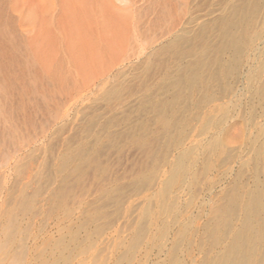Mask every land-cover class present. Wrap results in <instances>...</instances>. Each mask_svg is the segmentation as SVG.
<instances>
[{
    "label": "rangeland",
    "instance_id": "374dc122",
    "mask_svg": "<svg viewBox=\"0 0 264 264\" xmlns=\"http://www.w3.org/2000/svg\"><path fill=\"white\" fill-rule=\"evenodd\" d=\"M235 1L0 0V264H49L61 253L60 264H214L243 227L241 205L229 215L233 200L241 204L259 194L264 217V93H253L264 89V5L236 70L220 85L210 83L213 98L195 92L182 99L173 139L145 98L175 62L165 50L203 31L212 42L216 19ZM73 18L115 20L108 33L120 37L113 40L118 48L109 49L114 55L108 50L103 61L74 63L68 45L81 26ZM118 82L121 95L109 97ZM140 123L145 130L135 128ZM80 146H86L82 161L96 160L98 167L86 169L80 160L62 166L63 155ZM182 153L186 171L168 184ZM23 195L31 198L26 207ZM228 218L229 230L219 222Z\"/></svg>",
    "mask_w": 264,
    "mask_h": 264
},
{
    "label": "bare ground",
    "instance_id": "6f19581e",
    "mask_svg": "<svg viewBox=\"0 0 264 264\" xmlns=\"http://www.w3.org/2000/svg\"><path fill=\"white\" fill-rule=\"evenodd\" d=\"M89 0H87V3H88ZM220 1V0H219ZM230 1V0H229ZM83 3H86L83 2ZM89 4V3H88ZM264 5V0H237L235 2H233L231 5L228 6V8L226 9L225 13L222 14L218 19H216V23H215V26H214V29H215V33H216V36L213 37V41L214 43H212L211 41H208L210 36H208V38H206V36L208 35V33H204L205 31H203V33L201 32L200 35L197 34V38H193L194 37V34L192 37L190 38H185L183 43L179 44V43H175L176 41L174 40V43L175 44H172L173 46L170 47V49L168 50H165V51H168L169 54L171 56H173L175 60L173 66L171 67H168L167 66V69L164 70L165 72L163 73L162 75V78H161V81L160 83L157 85V87H155L153 89V91L148 94V96H146V103L148 105H150V109L153 110V112L157 113L158 114V119H159V123H160V126L162 127L163 131H164V135L165 137H169L170 139H173L174 138V134H175V130L178 128L179 126V123H181V121H178L177 118L175 117L177 112H178V109L181 107L180 105L183 104V101L182 99L185 101H189L193 95H195L197 92L198 93H201L202 94V97L203 99L209 97L211 95V88H210V83H212L213 81L214 82H217L219 83L220 85V82L222 81L223 78H225L226 76H228V74L231 73V71L235 69V67L237 66L238 64V59L239 57H241V54L244 52V50L246 48H248L250 46V43H252V36L250 34L251 30H253V26L256 24V21L257 19L259 18V15H260V12H261V9H262V6ZM226 7V6H225ZM105 12V11H104ZM224 12V11H223ZM77 13V9H76V12ZM99 14V13H98ZM103 14V13H102ZM106 14V13H105ZM81 16V14H79ZM107 15V14H106ZM102 16V15H101ZM263 16V15H262ZM75 17V16H74ZM77 17H78V14H77ZM80 18V17H78ZM77 18V20H78ZM74 21H75V18H73ZM75 21L76 24L75 25H79L81 26V30L79 31V33H77L76 38H74L73 36H71L70 38H74L72 39L71 41V44L68 45L69 48V53L70 55L72 56H75L77 57L76 59H73L75 57H73V62L74 60L76 61L77 59L79 60L80 59V63L82 62V64L84 65H89V64H93L95 59H98L100 58L101 60V56H103V59L105 60L107 57L104 56L106 54V52L116 46L115 43H114V39H117L116 36L118 34L117 30V35L116 33H113L112 35L115 36L114 38H111L109 37L112 36L111 34H108V33H111L112 29L115 28L117 26V23L115 20H112V19H82V20H78V21ZM215 21V20H214ZM120 24V23H119ZM190 25V24H189ZM207 27V26H206ZM108 28V29H107ZM205 28V27H204ZM202 28V29H204ZM95 29V30H94ZM117 29V28H116ZM209 29V27H208ZM212 29V28H211ZM206 30V29H205ZM260 30V29H259ZM92 31H95L93 33H95V36H93V33ZM99 31V32H98ZM200 31V30H199ZM198 31V32H199ZM214 30L212 29V31L210 33H212ZM74 32V31H73ZM114 32V30H113ZM207 32V31H206ZM100 33V34H99ZM120 33V32H119ZM200 33V32H199ZM214 33V34H215ZM253 33V31H252ZM256 33V32H255ZM255 33H253V35H255ZM259 32L256 33V35L258 34ZM186 34V33H185ZM188 35V34H187ZM186 35V36H187ZM190 35V34H189ZM260 35V34H259ZM179 36V35H178ZM195 36H196V33H195ZM213 36V34L211 35ZM120 38V37H119ZM118 38V39H119ZM217 38V40H216ZM176 39L179 40V37ZM71 40V39H69ZM177 40V41H178ZM119 43H121V41H118ZM181 42V41H179ZM262 42V41H261ZM117 43V42H116ZM172 43V42H171ZM169 42V44H171ZM5 44V43H4ZM122 44V43H121ZM121 44H118V46L121 47ZM168 44V45H169ZM259 45V44H258ZM6 46V45H5ZM8 46V45H7ZM264 46V45H263ZM117 47V46H116ZM166 47V46H165ZM254 47V46H253ZM118 48V47H117ZM116 48V49H117ZM169 48V46L167 47ZM5 49V48H4ZM3 49V50H4ZM9 49V48H8ZM120 49V48H119ZM116 50L117 52L119 51ZM166 49V48H164ZM113 50V49H112ZM248 50V49H247ZM111 51V50H109ZM161 51V50H160ZM112 52V56L114 55V50L111 51ZM116 52V53H117ZM109 53V52H108ZM107 53V55H108ZM161 53V52H160ZM165 53V52H164ZM225 53H228L231 55V60L230 61H225L222 59V57H224L225 55L222 56V54H225ZM261 53V52H259ZM8 54V52H7ZM43 54V52H42ZM246 54V53H245ZM254 54V53H253ZM50 55V54H48ZM111 55V53L109 54ZM169 55V57H170ZM229 55V56H230ZM264 55V54H262ZM167 56V55H166ZM15 57V56H14ZM97 57V58H96ZM106 57V58H104ZM109 57V56H108ZM151 57V56H150ZM163 57V56H162ZM227 56H225L224 58H226ZM264 57V56H263ZM111 58V57H110ZM103 59L101 61H103ZM168 61V57L166 58ZM14 60V59H13ZM158 60V59H157ZM160 60V59H159ZM172 60V59H171ZM99 62V60H96ZM100 61V62H101ZM154 62L156 60H153ZM162 60H160V65H161V62ZM240 61V60H239ZM144 62V61H143ZM153 62V63H154ZM164 62V61H163ZM169 62V61H168ZM172 62V61H171ZM261 62V61H260ZM19 63V62H18ZM75 63V62H74ZM78 63V61H77ZM79 63V64H80ZM87 63V64H86ZM152 63V62H150ZM152 63V64H153ZM157 63V64H158ZM167 63V62H166ZM254 63V62H253ZM258 63V62H257ZM3 64V63H2ZM1 64V65H2ZM54 64V63H53ZM57 64V63H56ZM80 64L79 66H83ZM98 64V63H97ZM155 64V63H154ZM165 64V63H164ZM148 65V64H147ZM166 65V64H165ZM150 66V64H149ZM157 65H153V66H150V67H155L156 68ZM20 67V66H19ZM159 67V66H158ZM157 67V69H158ZM2 68V66L0 67ZM148 68L149 70V67H146ZM22 69V68H21ZM152 69V68H150ZM163 69V67H162ZM161 69V70H162ZM238 69V68H237ZM258 69V68H257ZM1 70V69H0ZM147 70V72H148ZM153 70V69H152ZM160 70V71H161ZM236 70V69H235ZM239 70V69H238ZM237 70V72H238ZM260 70H264V59H263V63L260 65ZM155 71V70H154ZM163 71V70H162ZM237 72H233L234 74ZM260 72V71H259ZM11 73V72H10ZM52 74H54L52 72ZM57 74V72H56ZM55 74V75H56ZM60 74V73H59ZM122 74V73H121ZM127 74V73H126ZM157 74H158V70H157ZM160 74V73H159ZM13 75V74H12ZM55 75H51L52 78L55 76ZM134 75V74H133ZM161 75V74H160ZM159 75V76H160ZM58 76V75H57ZM116 76V75H115ZM118 76V75H117ZM116 76V77H117ZM138 77L140 75H137ZM156 76V75H155ZM252 76V75H251ZM260 76V75H259ZM120 77V76H118ZM137 77V79H138ZM148 77V76H147ZM13 77H10L8 78V83L9 85H12V79ZM16 78V77H15ZM14 78V79H15ZM21 78V77H20ZM125 78V77H124ZM123 78V80H124ZM136 78V77H135ZM141 78V76H140ZM144 79L146 77H143ZM227 78V77H226ZM116 79V78H114ZM149 79V78H148ZM147 79V81H149ZM252 79V77H251ZM122 80V79H121ZM122 80V81H123ZM146 80V79H145ZM144 82L143 83H148V82ZM3 81V80H2ZM14 81V80H13ZM21 81V80H20ZM19 81V82H20ZM27 81V80H26ZM117 81H120V78L119 80H116ZM128 80H126L127 82ZM248 81V80H247ZM5 82V81H4ZM7 82V81H6ZM114 82V80H113ZM131 82V80H130ZM261 82V80H260ZM216 83V84H217ZM222 83V82H221ZM15 84V83H14ZM20 84V83H19ZM41 84V83H40ZM123 84H126V83H123ZM130 83L128 82L127 85H129ZM214 84V83H213ZM227 84V83H226ZM249 84V83H248ZM7 85V83H6ZM21 85V84H20ZM132 85V84H131ZM129 85V86H131ZM212 85V84H211ZM225 85V83H224ZM246 85V84H245ZM215 86V85H214ZM264 86V85H263ZM261 86V87H263ZM6 87V86H5ZM9 87V86H7ZM12 87V86H11ZM18 87V86H16ZM114 87V85H113ZM123 87L124 85H121L119 84L118 82V85H115V87L113 89L110 90L109 94L111 96L109 97H112L116 94L118 95H121L119 93H121L120 90H123ZM138 87V86H137ZM221 90V87L218 86ZM229 87V86H228ZM245 87V86H244ZM247 87V86H246ZM10 88V87H9ZM127 88V87H126ZM130 88V87H129ZM133 89V88H132ZM143 89V88H142ZM217 89V91H218ZM262 89V88H261ZM261 89H253V93L255 94H259V93H264V89L261 90ZM126 89H124L125 91ZM214 90V89H213ZM216 90V89H215ZM257 90H260L257 92ZM144 91L148 92L149 91V85H145L144 86ZM223 91V90H222ZM220 91V92H222ZM251 91V90H250ZM123 92V91H122ZM136 92V91H135ZM140 92H142L140 90ZM196 92V93H195ZM105 93V92H104ZM195 93V94H194ZM224 93V92H222ZM212 94H214V92H212ZM216 94V93H215ZM103 95H106V94H103ZM146 95V94H145ZM144 95V96H145ZM155 95L158 97V101L155 102ZM108 96V94H107ZM117 96V95H116ZM143 96V97H144ZM201 96V95H200ZM213 95H211L210 98H213L212 97ZM254 96V95H253ZM263 96V94H262ZM105 97V96H104ZM108 97V98H109ZM118 97V96H117ZM196 97V96H195ZM202 97L200 98L199 97V101L200 99L202 100ZM215 97V96H214ZM103 98V97H102ZM107 98V97H105ZM108 98H107V101H108ZM121 98V97H120ZM198 98V97H197ZM109 99H112V98H109ZM144 99V98H143ZM21 100V99H19ZM102 100V99H101ZM117 100V99H116ZM157 100V98H156ZM208 100V99H207ZM206 100V101H207ZM23 101V100H22ZM195 101V100H194ZM197 101V100H196ZM204 101V100H203ZM202 101V102H203ZM182 102V103H181ZM192 102V101H191ZM205 102V101H204ZM222 102V101H221ZM47 103V102H46ZM109 103V102H108ZM181 103V104H180ZM194 103V102H193ZM197 103V102H196ZM212 103V102H211ZM142 104V103H141ZM198 104V103H197ZM201 105V103H199ZM203 104V103H202ZM189 105V103H188ZM133 106V105H132ZM194 106V105H193ZM196 106V105H195ZM198 106V105H197ZM185 107H188L187 105ZM185 107L184 110H185ZM213 107V106H212ZM94 108V107H93ZM144 108V107H143ZM195 108V107H194ZM115 109V108H114ZM187 109V108H186ZM217 109V108H216ZM133 110V109H132ZM192 110V109H191ZM196 110V109H195ZM194 110V111H195ZM112 111V110H111ZM110 111V112H111ZM127 111V110H126ZM125 111V112H126ZM182 111V109H181ZM180 111V113H181ZM216 111V110H215ZM150 112V111H149ZM184 112V111H182ZM190 112V110H189ZM189 112H187L189 114ZM19 113V111H18ZM130 113V111H129ZM151 113V112H150ZM210 113V112H209ZM221 113V112H220ZM223 113V112H222ZM128 114V113H127ZM127 114H126V117H127ZM184 114V113H183ZM129 115V114H128ZM182 115V114H180ZM186 115V114H185ZM26 116V115H25ZM105 116V115H104ZM131 116V115H130ZM129 116V117H130ZM195 116V115H194ZM218 116V115H217ZM225 116V115H224ZM101 117V116H100ZM125 117V116H124ZM125 117V119H126ZM152 117V116H151ZM184 117V116H183ZM214 117V116H213ZM29 118V117H28ZM155 118V117H154ZM200 118V117H199ZM210 118V117H209ZM26 118H24V121H25ZM123 119V118H122ZM152 119V118H151ZM215 119V118H214ZM219 119V118H218ZM95 120V119H94ZM93 121V120H92ZM91 123H95L96 121H93ZM98 121V120H97ZM112 121V120H111ZM110 121V122H111ZM124 121V120H123ZM26 122V121H25ZM28 122V121H27ZM108 122V120H107ZM132 123V122H131ZM205 123V122H204ZM210 123V122H209ZM217 123V122H216ZM91 125V124H89ZM95 125V124H94ZM110 125V124H109ZM183 125V124H182ZM106 126V125H105ZM185 126V125H184ZM183 126V127H184ZM22 127V126H21ZM89 127V126H88ZM90 128V127H89ZM87 128V129H89ZM93 128V126H92ZM136 129H146V125L144 123H140L139 125H137L135 127ZM160 128V127H159ZM112 129V128H111ZM126 129V128H125ZM161 129V128H160ZM211 129V128H210ZM213 129V128H212ZM154 130V129H153ZM152 130V131H153ZM89 131V130H87ZM131 131V130H130ZM156 131V130H155ZM110 132V131H109ZM132 132V131H131ZM138 132V131H137ZM162 133V132H161ZM181 133V132H180ZM155 134V133H154ZM101 135V134H100ZM114 134H112L113 136ZM118 135H120L118 133ZM117 135V136H118ZM134 135V134H133ZM137 135V134H136ZM134 135V136H136ZM140 136V135H138ZM130 137V136H129ZM161 137V136H160ZM112 138V137H110ZM115 138V137H114ZM122 138V136H121ZM149 138V137H148ZM158 138H159V135H158ZM96 139V138H95ZM118 139V138H117ZM127 139V138H125ZM130 139V138H129ZM79 140V139H78ZM83 140V139H82ZM111 140V139H109ZM115 140V139H114ZM138 140V139H137ZM141 140V139H140ZM156 140V139H155ZM96 141V140H95ZM94 141V142H95ZM99 141V139H98ZM96 141V142H98ZM142 141V140H141ZM170 141V140H169ZM174 141V140H173ZM181 141V139H180ZM112 141H110V144H114V143H111ZM172 142V141H171ZM117 143V142H116ZM119 143V141H118ZM146 144L149 145V142H145ZM161 143V142H159ZM90 144V143H89ZM92 144V143H91ZM95 144V143H94ZM173 144V142L171 143ZM178 144V142H177ZM73 145H76L75 142L73 143ZM87 145V144H86ZM98 145V144H97ZM225 145V144H224ZM91 146V145H90ZM115 146V145H113ZM141 146V145H140ZM160 146V145H159ZM86 146L82 147H77L75 150L73 151H67L63 157H62V166L66 167L67 166H70L73 161H79L80 162L84 159V154L86 153L84 148ZM94 147V145H93ZM146 147V146H145ZM150 147V146H149ZM157 147V146H156ZM207 147V146H206ZM89 148H92V147H89ZM93 149V148H92ZM152 149V148H151ZM91 150V149H89ZM88 148H87V151H89ZM98 150H100L98 148ZM98 150H97V154H98ZM147 150V149H146ZM145 150V151H146ZM217 150V149H216ZM144 151V150H143ZM157 151V150H156ZM176 151V150H175ZM101 152V151H100ZM148 152V151H146ZM189 152V151H188ZM149 157L151 160H153L154 158H156V154L157 152H153V151H149ZM95 154V153H94ZM190 154V153H189ZM205 154V153H204ZM212 154V153H211ZM99 155V154H98ZM147 155V154H146ZM160 155V154H159ZM230 155V154H229ZM158 156V155H157ZM161 156V155H160ZM185 154L182 153L177 161L175 162L174 164V167L170 173V176H169V179H168V184H172L174 183L175 181H177V179L180 177V176H183L182 174L184 173V171H186V163L184 161V158H185ZM210 156V155H209ZM205 157V156H204ZM189 158V157H188ZM98 159V158H97ZM159 159V156L158 158ZM100 160V159H99ZM98 160V161H99ZM197 161V160H196ZM85 161H82V166H86L85 168L87 169L88 165H91L93 163V166L92 167H98L97 165L99 163H97L96 160H92L91 162H87V163H84ZM256 163V162H255ZM87 164V165H86ZM101 164V163H100ZM166 164V163H165ZM103 165V163H102ZM148 165V164H147ZM186 165V166H185ZM244 166V165H243ZM100 167H102L100 165ZM104 167V166H103ZM79 168V167H78ZM83 167V169H85ZM91 168V167H90ZM207 168V167H206ZM73 169V168H71ZM105 169V168H104ZM91 170V169H90ZM66 171V170H65ZM77 171H81L77 169ZM76 171V173H77ZM82 172V171H81ZM87 173H92L91 171L88 172L85 171ZM74 173V172H73ZM99 174V172H98ZM98 174L96 173V175L98 176ZM81 175V174H79ZM85 175V174H84ZM83 175V176H84ZM93 176V174H91ZM91 175H89L90 177H92ZM95 175V173H94ZM141 175V174H140ZM139 175V176H140ZM78 176V175H77ZM81 175V178L83 177ZM96 176V177H97ZM138 176V177H139ZM143 176V174L141 175ZM69 177V176H67ZM137 177V178H138ZM144 177V176H143ZM79 178L78 180H76L77 183H79V181H81ZM87 178V177H85ZM140 178V177H139ZM83 179V178H82ZM90 179V178H89ZM143 179V178H142ZM166 179V178H165ZM91 180V179H90ZM102 180V179H101ZM196 180V179H195ZM92 181V180H91ZM96 181V180H95ZM94 181V183H95ZM104 181V180H103ZM165 181V180H164ZM99 182V181H97ZM140 182V181H139ZM148 182V181H147ZM150 182V181H149ZM75 183V181H74ZM73 183V184H74ZM101 182H99L100 184ZM71 184V185H73ZM35 185V184H34ZM71 185L67 186L68 188L67 189H71ZM174 185V184H173ZM179 185V184H178ZM103 186V185H102ZM175 186V185H174ZM64 187V186H63ZM65 187H66V184H65ZM70 187V188H69ZM73 189V188H72ZM165 189V188H164ZM173 189V188H172ZM261 190V189H260ZM259 190V191H260ZM171 191V190H169ZM69 192V191H68ZM106 192V191H105ZM164 192V191H163ZM109 193V192H108ZM107 193V194H108ZM170 193V192H169ZM254 193H256V191H254ZM258 193V192H257ZM55 194V192H54ZM110 194V193H109ZM261 194V192H260ZM52 195V193H51ZM162 195V194H161ZM166 195V194H165ZM259 195V194H258ZM257 194H250L248 196V199L244 202V203H239V202H236L233 200V202H231L227 209H229V215L232 213V211H236L239 207V205L242 206L243 208V212H244V215H243V227L242 229H240L238 231V233L236 234L235 238H234V241L232 243V245L229 247L227 246V253L225 254L224 259L222 262H217L219 259H215L216 262L214 261V264H261V263H264V217H263V213H262V204L260 203L261 200L260 197L258 196ZM53 196V195H52ZM51 196V198H52ZM56 195H54L55 197ZM70 196V195H69ZM50 198V199H51ZM100 198V197H99ZM21 204H22V207H26L28 204L31 203V198H25V196H21ZM54 200V199H52ZM167 200V199H166ZM157 203V202H156ZM20 204V205H21ZM58 206L60 207L61 206V203L58 202L57 203ZM222 204V203H221ZM221 206V205H220ZM219 208V207H218ZM226 208V207H225ZM224 208V209H225ZM145 209V208H144ZM161 209V208H160ZM221 209V208H220ZM232 210V211H231ZM160 211V210H159ZM9 212V211H8ZM12 212V211H11ZM172 212V211H171ZM228 212V211H227ZM8 214V213H7ZM6 214V215H7ZM13 215L14 214H8V218L9 219H12L13 220ZM164 215V214H163ZM222 215V214H221ZM232 215V214H231ZM143 216V215H142ZM158 219V218H157ZM156 219V220H157ZM162 219V218H161ZM242 219V218H241ZM15 221V220H14ZM163 222V221H162ZM220 223H222L225 227H227V230H229L231 228V220H226V219H220L219 221ZM164 223V222H163ZM219 223V225H220ZM13 224V222H12ZM16 223H14L13 225H15ZM234 224V223H233ZM8 226V225H7ZM185 226V225H183ZM11 230H15V227H12L10 226ZM215 228L216 225H214ZM213 228V227H212ZM7 229V228H6ZM8 230V229H7ZM215 230V229H214ZM220 230V229H219ZM9 231L10 229L8 230V233H5L6 235H9ZM16 232V231H15ZM13 232V234L15 233ZM179 232V231H178ZM3 233V234H4ZM163 233V232H162ZM222 233V232H221ZM227 233V232H226ZM12 234V235H13ZM235 234V233H234ZM145 235V233H144ZM179 235V234H178ZM4 236V235H3ZM78 236V235H77ZM75 236V237H77ZM86 236V235H85ZM74 237V238H75ZM222 237V236H220ZM234 237V236H233ZM232 237V239H233ZM7 238V237H6ZM221 239V238H220ZM227 239V238H226ZM225 239V240H226ZM231 239V240H232ZM8 240V239H7ZM164 240V239H163ZM62 241V240H60ZM75 242V241H74ZM142 242V241H141ZM75 243H78V242H75ZM80 243V242H79ZM78 243V244H79ZM131 245V244H130ZM175 245V244H174ZM68 246V245H67ZM66 246V247H67ZM78 246V245H77ZM80 246V245H79ZM63 247V246H62ZM58 248V247H57ZM60 248V247H59ZM127 248V247H126ZM174 248V246H173ZM75 249V248H74ZM176 249V248H174ZM73 250V249H72ZM226 251V249H224ZM60 253V251H59ZM65 253V252H63ZM54 254V253H53ZM52 254V255H53ZM56 254V253H55ZM132 254V253H131ZM62 256V253L60 254ZM59 255V256H60ZM68 255V254H67ZM174 255V254H173ZM223 255V254H221ZM58 257L56 258L53 262L49 263L50 261H48L49 264H60L61 262L63 263L65 261V257L62 258V257ZM124 257V255H121ZM128 256V255H127ZM130 256V255H129ZM51 257V256H50ZM218 257V256H217ZM215 258V256H214ZM213 258V260H214ZM121 259V258H120ZM124 259V258H123ZM132 259V258H131ZM72 260V259H71ZM70 260V261H71ZM119 260V259H118ZM130 260V258H129ZM128 260V261H129ZM211 260V258H210ZM212 260V262H213ZM222 260V259H221ZM133 261V260H132ZM44 262V261H43ZM47 262V261H45ZM124 262V260L122 261ZM131 263V260L129 261ZM208 262V261H206ZM68 264V262H67Z\"/></svg>",
    "mask_w": 264,
    "mask_h": 264
}]
</instances>
